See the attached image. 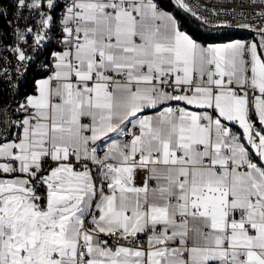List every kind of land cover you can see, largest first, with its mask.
Masks as SVG:
<instances>
[{"label":"snow or ice","instance_id":"obj_1","mask_svg":"<svg viewBox=\"0 0 264 264\" xmlns=\"http://www.w3.org/2000/svg\"><path fill=\"white\" fill-rule=\"evenodd\" d=\"M247 4L0 0L5 86L32 75L0 127V264H264V0ZM229 28L252 38L211 34Z\"/></svg>","mask_w":264,"mask_h":264},{"label":"built area","instance_id":"obj_2","mask_svg":"<svg viewBox=\"0 0 264 264\" xmlns=\"http://www.w3.org/2000/svg\"><path fill=\"white\" fill-rule=\"evenodd\" d=\"M190 4H192L195 8H197L199 11L204 12L206 15H209L212 19H216V16L209 12V9H218L220 10L221 16H223L224 11L226 9H231L235 7L237 10H239L241 7L248 8L247 0H188ZM193 20L197 21L201 24L199 20L196 18L191 17ZM240 17H236V21H239ZM24 25H21V28H23ZM228 31H236L243 33L245 35V38H252V34L246 30L241 28H229L225 29ZM5 31H7V35H5ZM12 40L11 31L2 28L0 29V58H9L10 57V47L11 45L8 44L9 41ZM6 44L8 45V48L6 49ZM11 60L14 61L15 58L11 57ZM0 64H3L4 67L9 68V74L11 75L12 69L8 64H4L3 60L0 59ZM6 78L3 76L2 73H0V127L3 126V124L8 122L9 118L11 117V108H14L16 105V101L20 99L21 96L25 92H27L29 85H31L32 82V75L28 76L27 82L24 84L22 88L19 89L18 94H13L12 89L5 86L4 80ZM23 79V78H21ZM4 106H7L5 108Z\"/></svg>","mask_w":264,"mask_h":264},{"label":"trees","instance_id":"obj_3","mask_svg":"<svg viewBox=\"0 0 264 264\" xmlns=\"http://www.w3.org/2000/svg\"><path fill=\"white\" fill-rule=\"evenodd\" d=\"M183 19L185 21V25L191 32L196 33V34H201L205 32L202 26L198 22L190 19L189 16H185L183 17ZM2 28H5V26L3 24V21H0V29ZM211 34L219 35V36L231 35L236 38H245V35L243 33L236 32V31H228V30H224L223 32H220V33H211ZM30 89H31V85H29L27 92L30 91Z\"/></svg>","mask_w":264,"mask_h":264},{"label":"crops","instance_id":"obj_4","mask_svg":"<svg viewBox=\"0 0 264 264\" xmlns=\"http://www.w3.org/2000/svg\"><path fill=\"white\" fill-rule=\"evenodd\" d=\"M190 18V17H189ZM190 19H192V18H190ZM193 20V19H192ZM195 21V20H194ZM197 22V21H196ZM200 24V23H199ZM201 25V24H200ZM203 28V27H202ZM204 29V28H203ZM205 30V29H204ZM213 33H215V32H213Z\"/></svg>","mask_w":264,"mask_h":264},{"label":"rangeland","instance_id":"obj_5","mask_svg":"<svg viewBox=\"0 0 264 264\" xmlns=\"http://www.w3.org/2000/svg\"><path fill=\"white\" fill-rule=\"evenodd\" d=\"M257 39H258V37H257Z\"/></svg>","mask_w":264,"mask_h":264}]
</instances>
